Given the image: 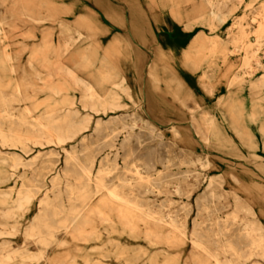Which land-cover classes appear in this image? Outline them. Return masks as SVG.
<instances>
[{
  "label": "rangeland",
  "instance_id": "rangeland-1",
  "mask_svg": "<svg viewBox=\"0 0 264 264\" xmlns=\"http://www.w3.org/2000/svg\"><path fill=\"white\" fill-rule=\"evenodd\" d=\"M236 4L237 1L231 0L221 14L212 16L205 0H0V91L9 97L22 93L17 97L21 101L15 102L14 111L29 122L46 113L60 114L61 102L76 91L57 70L80 61L81 53L88 51L87 72L91 71L98 79L105 77L106 70L113 75H126L134 84L137 98V103L127 111L142 114L163 134L161 138L146 133L140 140L134 138L126 144H122L121 135L116 137L114 141L119 152L110 153L105 149L97 153L93 178L98 168L107 164L111 168L105 171L108 180L126 178L138 182L140 175L149 173L151 178L161 174L169 180L171 174L190 169L186 160L198 155L210 161L205 173L221 179L225 196L217 201L221 213L228 216L238 212L239 220L245 215L240 207L252 208L264 222V160L255 154L256 144L264 146V87L256 80L251 85L247 81L264 74V0H243L235 10ZM67 25L79 27L90 36L80 49L73 51L71 58L60 55L58 47L61 32ZM169 32L171 36L162 41L161 36ZM246 56H250L251 64L256 66L252 74L243 65ZM32 60L46 73L54 74L47 75L50 88L42 91L25 86L26 76L32 77L29 64ZM148 63L176 76L183 78V74H187L194 79V86L186 93L189 108L180 106L170 94L148 83L144 72ZM102 82L106 93L110 81ZM57 90L61 94L59 97L54 94ZM26 106L31 108L29 113H25ZM81 109L88 111L82 106ZM192 114L196 118L194 122ZM173 126L181 130L178 138L171 136ZM202 131L206 137L202 136ZM91 142L84 145L76 142L75 146L93 149ZM68 147L71 149L72 145ZM133 149L135 153L131 152ZM48 150L44 148L42 152ZM67 157L60 152L56 170L62 181L69 179L78 187L77 179L63 174ZM145 162L157 169L152 172L142 169ZM198 168L197 165L194 169ZM233 175L239 181L235 182ZM201 176L198 171L185 183L187 189H191V210L189 214L182 211L181 215L189 229L195 219H207V211L198 200L204 188ZM14 180L19 181V177ZM12 186L14 182L4 188ZM148 196L154 209L159 210L167 194L151 192ZM237 196L241 197L239 201ZM183 200L186 199L177 197L169 206L165 202L162 211L174 216ZM103 211L111 213L112 223L93 218L87 231L96 232L104 241L113 237L128 245L116 252L109 248L110 260L116 264H132L138 250L145 255L135 264L150 261L155 264H216L215 260L206 258L204 263L200 255L193 253L190 237L175 233L173 237L176 238L168 240L166 233L172 230L168 223L135 219L131 225L122 215L126 210L117 204ZM37 212L38 206H35L31 215ZM27 221L19 225V240L24 237L22 229ZM0 227L9 229L7 224H0ZM236 227L234 222L230 224L232 231ZM75 244L81 248L78 242ZM82 251H73L79 262L83 260ZM95 255L100 257L101 253Z\"/></svg>",
  "mask_w": 264,
  "mask_h": 264
},
{
  "label": "bare ground",
  "instance_id": "bare-ground-1",
  "mask_svg": "<svg viewBox=\"0 0 264 264\" xmlns=\"http://www.w3.org/2000/svg\"><path fill=\"white\" fill-rule=\"evenodd\" d=\"M230 1L205 0L212 16L221 14ZM235 1L236 10L243 0ZM25 14L30 16V13ZM61 33L58 46L60 55L70 58L73 51L80 49L90 38L88 33L72 25L65 26ZM170 33H164L162 41H167ZM81 57L80 61L63 65L57 70L59 75L70 82L71 89L76 91L75 95H68L67 100L61 102L60 114L46 113L29 122L14 111L15 102L21 101L17 97L22 93L9 97L0 91V224L9 226V229L0 227V264H116L110 260L112 254L109 248L116 252L128 245L113 237L104 241L96 232L87 231L93 218L112 223L111 213L103 209L114 208L115 204L126 210L122 215L131 225H134L135 219H151L156 224L171 225L172 230L166 233L168 240L175 239V233L190 237L193 253L200 255L204 263L206 259H213L216 264H264L263 220L252 208L240 207L245 215L239 220L238 212L228 216L221 213L217 201L225 196L221 179L204 171L210 166L209 159L198 155L187 159L185 164L190 169L171 174L172 178L169 180L161 174L151 178L150 173L147 176L140 175L138 182L126 178H119V181L108 180V173L105 171L111 168L107 164L98 168L96 178L92 177L97 153L105 149H109L110 153L119 152L114 141L116 137L121 135L122 144H126L134 138L140 140L146 133L151 137L161 138L163 134L157 132L142 114L127 111L137 103V98L134 84L126 75H113L106 70L105 77L95 78L91 71L86 70L89 52H82ZM29 64L32 77L26 76L25 86L42 91L50 88L47 75L54 74L46 73L33 60ZM243 65L251 74L256 72L250 56L245 57ZM144 72L152 87L170 94L180 106L190 107L186 93L194 86L191 76L181 73L182 78L151 63L147 64ZM35 80L42 85H36ZM101 80L110 81L106 93L103 92L104 84ZM255 80L264 87V74L247 81L251 85ZM54 94L61 96L59 90ZM81 106L88 111H82ZM30 110L28 106L25 107V113ZM191 119L196 121L195 115L192 114ZM180 134L178 126H173L171 136L178 138ZM201 134L207 136L203 131ZM76 142L82 145L91 142L94 148H78L75 146ZM68 145H72V148ZM256 146L255 154L264 160V146L259 143ZM44 148L49 150L44 153ZM59 151L68 155L63 174L77 179L78 187L69 179L61 180V175L56 170ZM131 152L135 153L136 150ZM32 153L31 157H26ZM197 165L199 168L194 169ZM141 168L148 172L157 169L148 162L143 163ZM20 171L22 173L18 174ZM198 171L202 174L201 181L204 185L198 200L202 209L207 211V219H195L192 229H189L181 215L182 211L189 214L191 210V189H187L185 183L190 176H196ZM16 177H19V181L14 180ZM232 178L235 182L239 181L235 175ZM10 182H14V186L5 189L4 186ZM151 192L167 194L159 210L154 209L148 196ZM176 196L186 199L179 204L176 214L173 216L162 211L166 203L168 206L174 203ZM240 198L236 197L238 201ZM35 206H38V212L31 215ZM26 220V227L22 229L24 237L19 240V225ZM232 222L237 224L235 231L230 229ZM214 225L215 228L212 227ZM105 248L108 251H104ZM73 251H82L83 260L79 262ZM97 253H101V256L96 257ZM144 255V252L138 250L133 256L132 264L140 261ZM153 263L154 261H150L144 264Z\"/></svg>",
  "mask_w": 264,
  "mask_h": 264
}]
</instances>
